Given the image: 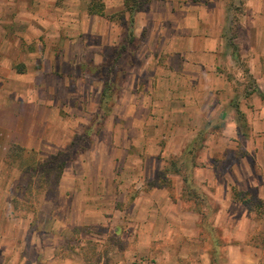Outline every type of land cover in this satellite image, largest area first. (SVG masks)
Returning a JSON list of instances; mask_svg holds the SVG:
<instances>
[{"label":"rangeland","instance_id":"rangeland-1","mask_svg":"<svg viewBox=\"0 0 264 264\" xmlns=\"http://www.w3.org/2000/svg\"><path fill=\"white\" fill-rule=\"evenodd\" d=\"M143 4L125 0L127 8ZM221 4L227 19L220 72L229 77L232 95L219 98L218 111L193 130L194 142L168 143L165 135L178 139L182 132L156 121L144 127L148 134L141 140L116 121L102 129L96 118L93 127L60 128L56 142L36 152L0 145V226L3 214L11 212L17 218L11 225L21 235L53 237L41 241L47 251L40 256L25 251L27 259L42 264H264V79H256L259 71L253 68L264 45L263 5L261 0ZM13 21L0 16L1 36L15 28ZM115 64L112 60L101 71L107 79L105 110L116 102L113 85L121 81L114 79ZM258 86L261 96L254 93ZM116 136L143 142L114 146ZM146 137L155 141L148 144ZM115 147L128 157L108 165L98 153L113 155ZM206 149L213 160L200 155ZM149 152L160 167L145 160ZM88 163L100 165L104 176L89 172ZM210 167L218 171L213 187L210 176L200 172ZM102 179L106 182L97 186ZM176 231L186 233L184 240Z\"/></svg>","mask_w":264,"mask_h":264},{"label":"crops","instance_id":"crops-1","mask_svg":"<svg viewBox=\"0 0 264 264\" xmlns=\"http://www.w3.org/2000/svg\"><path fill=\"white\" fill-rule=\"evenodd\" d=\"M96 1L103 15L89 11ZM143 1V8L131 6L129 12L125 0H1L0 16L12 18L15 28L0 35V145L36 152L56 142L60 128L91 127L106 92L107 79L101 71L112 60L116 61L114 79L121 81L113 85L116 102L97 125L110 128L116 121V126L131 128L144 140L148 134L144 127L156 121L182 132L178 139L165 135L168 143L194 142L193 130L210 120L209 113L218 111L219 98L232 95L229 77L220 72L226 7L223 0ZM261 4L264 14V1ZM126 36L132 46L125 42ZM254 60L253 68L260 75L255 78L264 79V45ZM257 89L261 96L262 88ZM141 140L116 136L114 146ZM98 154L108 165L128 157L118 147L113 155ZM200 155L214 157L207 149ZM154 156L146 153L145 160L160 167ZM94 165L88 163L89 172L105 174ZM200 172L210 176L213 187L211 178L218 171L210 167ZM105 182L102 179L97 186ZM74 187L72 183L71 190ZM87 189L91 187L86 181ZM15 217L11 212L2 216L0 264H42L27 259L25 251L40 256L47 251L41 241L52 240V235H21L11 225ZM82 218L86 223L85 214ZM176 232L178 240H184L186 233Z\"/></svg>","mask_w":264,"mask_h":264},{"label":"trees","instance_id":"trees-1","mask_svg":"<svg viewBox=\"0 0 264 264\" xmlns=\"http://www.w3.org/2000/svg\"><path fill=\"white\" fill-rule=\"evenodd\" d=\"M126 6H127V5H125V7H126ZM126 8H127V7H126ZM127 10H129V12H130V11H131V8L128 7ZM89 11H90V12L93 11V12H96V13H98V14L103 15L102 12H101V8H100V1H96V2H94V3L92 4V7H90ZM254 92L257 93V94H260V92H259L258 89H256ZM106 93H107V90H106V92L103 94V96H102V98H101V102H102L101 108H102V109L100 110L99 113H97V114L95 115V120H96V118H99V122H102V121L108 116V114H109V109L105 110V109H104V106H103L104 102H106V100H107L106 98L108 97ZM106 107H107V106H106ZM91 127H93V125H92ZM11 148L18 149L20 153L23 152L22 149H20V148H18V147H16V146H11L10 149H11ZM9 151H10V150H9ZM10 154H11V152L8 153V155H10ZM232 194H233V199H234V200H237V201L240 200V198H239V196H240L239 193L236 192L234 189L232 190ZM242 202H244V201H242ZM260 205L264 206V203H260ZM254 209H255V208H254ZM263 209H264V207H263Z\"/></svg>","mask_w":264,"mask_h":264}]
</instances>
